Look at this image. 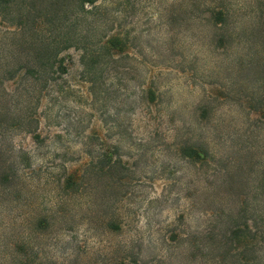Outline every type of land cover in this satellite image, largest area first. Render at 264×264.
I'll list each match as a JSON object with an SVG mask.
<instances>
[{
	"label": "rangeland",
	"instance_id": "1",
	"mask_svg": "<svg viewBox=\"0 0 264 264\" xmlns=\"http://www.w3.org/2000/svg\"><path fill=\"white\" fill-rule=\"evenodd\" d=\"M113 1L115 23L128 37L125 51L135 54L121 64L133 68L122 75L108 67L94 93L81 75L80 50L61 54L67 71L56 74L37 101L39 145L28 133L11 138L41 171L19 180L16 204L0 207V264H9L8 242L19 240L21 222L53 215L60 170L52 167L50 176L45 166L77 168L84 143L105 156V173L91 177L82 204L70 202L69 224L53 216L32 232L25 264H130L123 257L134 253V264H217L241 251L222 243L221 235L251 215L264 162L258 19L242 17L241 27L217 47L215 26L205 18L215 0ZM27 78L20 73L3 83L12 111L28 103L21 89ZM149 86L151 101L141 93ZM203 143L204 161L180 154L181 147L193 153ZM110 217L120 229L106 226Z\"/></svg>",
	"mask_w": 264,
	"mask_h": 264
},
{
	"label": "trees",
	"instance_id": "2",
	"mask_svg": "<svg viewBox=\"0 0 264 264\" xmlns=\"http://www.w3.org/2000/svg\"><path fill=\"white\" fill-rule=\"evenodd\" d=\"M115 4L113 0H102L100 3H96V0H0V22L5 24V28L0 29V90L4 88L5 81L14 79L20 73L28 77L21 87L28 95V103L21 112H16L17 109L12 111L13 108L9 105L12 94L4 89L0 93V207L16 204L22 190L19 180L28 182L29 175L41 171V166L32 167L30 151L20 144L15 149L11 138L15 132L28 133L37 142L35 147L39 145L38 141L41 139L38 140L39 135L35 133L38 125L35 114L37 101L56 78V74L67 71L61 54L69 48L80 50V62L83 65L81 75L90 83L94 93L96 86L103 83L105 73H109L108 67L122 75L128 74L133 68L121 64L124 59H132L135 54L125 51L129 47L128 37L115 23L117 15L111 13V7ZM206 11L208 15L205 18L215 26L217 47L224 46L232 33L241 27L240 19L244 16L258 19L253 24L254 32L264 38V0L248 3L215 0ZM250 64L251 68L255 66L254 61ZM260 64L264 71V61ZM240 67L248 68L243 64ZM262 81L264 88V78ZM141 93H146L147 101L155 98V90L150 86ZM259 103L261 105L258 110L264 118V91L259 97ZM81 151L86 158L75 169L63 162L45 166L49 171H43L50 176L54 173L52 167L59 165L60 170L57 174L58 191L53 195V215H36L20 223L17 227L21 231L19 240L8 242L9 264H25L29 238L34 235L32 232L50 218L54 216L61 224H69L71 221L68 213L73 208L70 202L76 201L74 206L82 204V199L88 194L91 177H99L105 173V156L102 153L92 154L87 143H84ZM207 153L206 143L199 144L193 153L187 147H181L180 150L182 156H197L203 161L206 160ZM258 177L253 186L251 215L244 217L242 223L234 224L228 232L221 235V238H226L222 243L241 251L235 254L234 260L226 262L221 259L217 264H264V162ZM245 211L247 207L241 210L243 213ZM117 222L119 220L115 221L110 217L106 226L109 229H120ZM3 230L4 223L0 219L1 240L5 238ZM132 256L133 258L125 255L123 258L134 264L137 262V254Z\"/></svg>",
	"mask_w": 264,
	"mask_h": 264
}]
</instances>
